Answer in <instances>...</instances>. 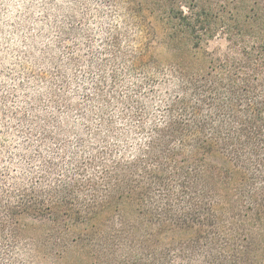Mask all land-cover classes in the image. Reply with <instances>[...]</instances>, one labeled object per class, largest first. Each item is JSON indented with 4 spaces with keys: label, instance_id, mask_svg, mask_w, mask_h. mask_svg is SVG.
Masks as SVG:
<instances>
[{
    "label": "trees",
    "instance_id": "16d2710c",
    "mask_svg": "<svg viewBox=\"0 0 264 264\" xmlns=\"http://www.w3.org/2000/svg\"><path fill=\"white\" fill-rule=\"evenodd\" d=\"M106 1L167 54L159 113L130 97L68 175L0 180V264H264V0Z\"/></svg>",
    "mask_w": 264,
    "mask_h": 264
},
{
    "label": "rangeland",
    "instance_id": "374dc122",
    "mask_svg": "<svg viewBox=\"0 0 264 264\" xmlns=\"http://www.w3.org/2000/svg\"><path fill=\"white\" fill-rule=\"evenodd\" d=\"M5 2L23 6L13 20L4 19ZM224 46L217 40L199 54ZM154 50L167 57L153 36L131 26L125 8L106 0H0V180L10 188L30 182L45 161L60 163L61 155L60 173L68 175L92 152L93 134H104L103 115L120 124L130 97L154 120L160 104ZM43 134L53 139L44 142ZM5 157L21 169L18 175Z\"/></svg>",
    "mask_w": 264,
    "mask_h": 264
},
{
    "label": "clouds",
    "instance_id": "9594fccd",
    "mask_svg": "<svg viewBox=\"0 0 264 264\" xmlns=\"http://www.w3.org/2000/svg\"><path fill=\"white\" fill-rule=\"evenodd\" d=\"M22 7L23 6L20 5V4H13V3L5 2L3 4L4 19L5 20H13L15 18V16H16V13H18V12H20L22 10ZM37 15H39V13H37ZM44 43H48V41H44ZM11 59L12 58H9V60H6L5 63L9 64ZM12 67H17L18 68V65L17 66H12ZM8 70H11V67ZM13 75H15V72H13ZM7 82L8 83H12V81H7ZM9 142H11V138H9ZM5 167H7L9 169V171H11L12 169H16V171L12 173L13 175H18L19 172L21 171L20 168L16 167L15 162H13L12 164L9 165L7 163V157H5Z\"/></svg>",
    "mask_w": 264,
    "mask_h": 264
}]
</instances>
